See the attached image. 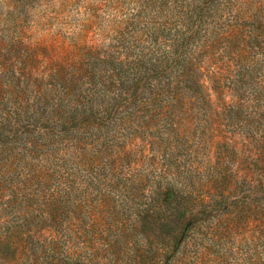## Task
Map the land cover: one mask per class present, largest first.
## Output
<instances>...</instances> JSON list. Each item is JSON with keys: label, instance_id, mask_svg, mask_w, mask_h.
<instances>
[{"label": "rangeland", "instance_id": "1", "mask_svg": "<svg viewBox=\"0 0 264 264\" xmlns=\"http://www.w3.org/2000/svg\"><path fill=\"white\" fill-rule=\"evenodd\" d=\"M128 1L0 0V264L4 241L26 235L19 219L28 212L52 240L63 229L86 264H150L171 241L173 264H264V187L226 188L228 199L197 207L185 236L175 221L193 176L173 157L205 164L216 139L189 137L174 149L141 97L116 109L106 85L119 74L115 29ZM239 48L234 59L229 43L222 103L227 167L242 172V145L264 121V57L256 65Z\"/></svg>", "mask_w": 264, "mask_h": 264}, {"label": "trees", "instance_id": "2", "mask_svg": "<svg viewBox=\"0 0 264 264\" xmlns=\"http://www.w3.org/2000/svg\"><path fill=\"white\" fill-rule=\"evenodd\" d=\"M115 32L122 46L116 58L119 74H110L106 86L115 90L116 109H124L141 97L143 105L154 108L149 120L162 125L160 134L174 149L177 141L185 142L189 137L198 142L216 139L211 156L214 161L209 157L201 164L180 155L173 157L172 167L193 176L188 208L182 209L175 221L183 225L187 236L197 207L228 199L226 188L264 187V121L258 123L260 135H251L242 145L248 160L244 170L232 171L227 167L228 117L222 103L229 43L234 59L240 45L256 65L255 57H264V0H129L116 21ZM126 68L136 70L135 80L125 78ZM234 86L238 92V85ZM232 116L237 119V113ZM237 151L234 145L233 154ZM233 198L239 201L243 197ZM42 223L43 227L34 230L33 212L22 215L19 227L26 235L4 241L6 264H86L65 245L63 229L54 232L57 239L52 240L45 221ZM176 246V241H171L164 256L160 249L154 251L157 256L151 255L150 264H173ZM139 259L133 257L134 261Z\"/></svg>", "mask_w": 264, "mask_h": 264}]
</instances>
